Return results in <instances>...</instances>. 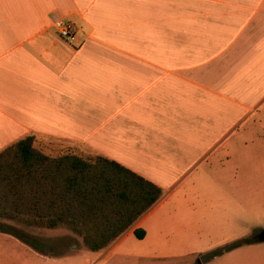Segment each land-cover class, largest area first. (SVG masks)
I'll use <instances>...</instances> for the list:
<instances>
[{"label": "crops", "instance_id": "1", "mask_svg": "<svg viewBox=\"0 0 264 264\" xmlns=\"http://www.w3.org/2000/svg\"><path fill=\"white\" fill-rule=\"evenodd\" d=\"M263 98L264 0H0V152L50 139L168 190ZM38 257L0 232V264Z\"/></svg>", "mask_w": 264, "mask_h": 264}, {"label": "rangeland", "instance_id": "2", "mask_svg": "<svg viewBox=\"0 0 264 264\" xmlns=\"http://www.w3.org/2000/svg\"><path fill=\"white\" fill-rule=\"evenodd\" d=\"M240 117L206 157L192 162L190 174L164 189L144 224V239L133 233L109 254L76 253L85 247L83 239L65 226L29 228L16 220L0 221L34 238L39 248L33 249L46 256L35 264H264V242L252 241L264 230V98L255 110L234 116ZM34 147L50 159L80 156L82 150L50 139H39Z\"/></svg>", "mask_w": 264, "mask_h": 264}, {"label": "trees", "instance_id": "3", "mask_svg": "<svg viewBox=\"0 0 264 264\" xmlns=\"http://www.w3.org/2000/svg\"><path fill=\"white\" fill-rule=\"evenodd\" d=\"M27 137L0 152V217L29 228L65 226L93 252L109 248L164 196V189L122 164L92 159H50ZM0 232L34 249V238L0 221ZM134 234L144 239L138 228Z\"/></svg>", "mask_w": 264, "mask_h": 264}, {"label": "built area", "instance_id": "4", "mask_svg": "<svg viewBox=\"0 0 264 264\" xmlns=\"http://www.w3.org/2000/svg\"><path fill=\"white\" fill-rule=\"evenodd\" d=\"M54 26L58 31V34L61 38L69 41H75L76 39V30L71 23H66L58 18L54 19Z\"/></svg>", "mask_w": 264, "mask_h": 264}, {"label": "flooded vegetation", "instance_id": "5", "mask_svg": "<svg viewBox=\"0 0 264 264\" xmlns=\"http://www.w3.org/2000/svg\"><path fill=\"white\" fill-rule=\"evenodd\" d=\"M263 231H264V230H262V231L257 235V238H256V239H254V240L252 239V241L255 242V243H256V242H257V243H258V242H264V241H260V239H259V236H260V234H261Z\"/></svg>", "mask_w": 264, "mask_h": 264}, {"label": "water", "instance_id": "6", "mask_svg": "<svg viewBox=\"0 0 264 264\" xmlns=\"http://www.w3.org/2000/svg\"><path fill=\"white\" fill-rule=\"evenodd\" d=\"M260 241H264V231L259 236Z\"/></svg>", "mask_w": 264, "mask_h": 264}]
</instances>
